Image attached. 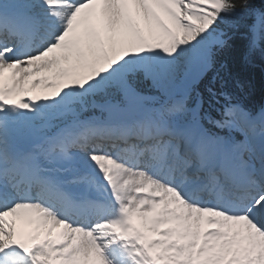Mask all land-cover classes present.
Segmentation results:
<instances>
[{
  "label": "snow or ice",
  "instance_id": "snow-or-ice-1",
  "mask_svg": "<svg viewBox=\"0 0 264 264\" xmlns=\"http://www.w3.org/2000/svg\"><path fill=\"white\" fill-rule=\"evenodd\" d=\"M249 5L0 0V264H264V109L197 90Z\"/></svg>",
  "mask_w": 264,
  "mask_h": 264
},
{
  "label": "trees",
  "instance_id": "trees-1",
  "mask_svg": "<svg viewBox=\"0 0 264 264\" xmlns=\"http://www.w3.org/2000/svg\"><path fill=\"white\" fill-rule=\"evenodd\" d=\"M250 8H264V0H250ZM240 31H244L241 29ZM239 31V32H240ZM244 37L236 36L234 38L235 43L230 44V46L223 50L222 58L223 63H225V67L222 66L221 69H225L227 73L230 75L231 83H232V91L233 95L235 91H240L242 94H246L252 96H259V92L262 87V72H264V68H262L259 63H254L250 61V57L246 60H243V54L245 51L244 45ZM253 60H256L252 55ZM256 64V65H253ZM235 74V76H234ZM213 87L214 89L221 91L225 89L227 92L231 93V88L223 85L221 80L211 81L208 80L200 86V89L203 93V96L206 100H208L207 88Z\"/></svg>",
  "mask_w": 264,
  "mask_h": 264
},
{
  "label": "bare ground",
  "instance_id": "bare-ground-1",
  "mask_svg": "<svg viewBox=\"0 0 264 264\" xmlns=\"http://www.w3.org/2000/svg\"><path fill=\"white\" fill-rule=\"evenodd\" d=\"M9 219L11 220L13 218H9ZM16 227H17V231L24 233H27L28 229L31 228V226L28 225V223L22 218L16 219ZM53 233L55 234V231Z\"/></svg>",
  "mask_w": 264,
  "mask_h": 264
}]
</instances>
